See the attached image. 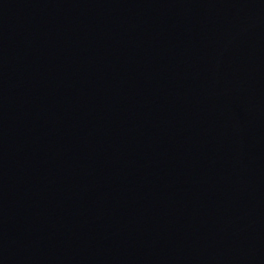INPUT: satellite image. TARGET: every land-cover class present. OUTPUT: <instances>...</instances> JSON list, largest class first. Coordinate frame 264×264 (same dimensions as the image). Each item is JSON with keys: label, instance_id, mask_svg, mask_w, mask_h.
Here are the masks:
<instances>
[{"label": "water", "instance_id": "obj_1", "mask_svg": "<svg viewBox=\"0 0 264 264\" xmlns=\"http://www.w3.org/2000/svg\"><path fill=\"white\" fill-rule=\"evenodd\" d=\"M0 264H264V0H0Z\"/></svg>", "mask_w": 264, "mask_h": 264}]
</instances>
